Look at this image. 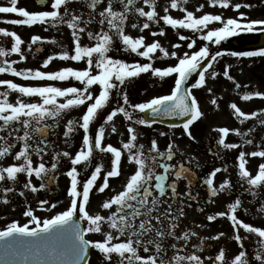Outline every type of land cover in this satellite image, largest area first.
<instances>
[{
	"label": "snow or ice",
	"instance_id": "6c2138e0",
	"mask_svg": "<svg viewBox=\"0 0 264 264\" xmlns=\"http://www.w3.org/2000/svg\"><path fill=\"white\" fill-rule=\"evenodd\" d=\"M45 10L29 11L17 6L19 0H10L9 6H0V14H16L18 19L5 22L20 26L50 25L59 28L66 25L71 34V45L62 44L55 38L47 39L33 35L27 45L31 51L33 44L51 43L62 50L48 55L42 62L47 68L54 60L83 63V68L65 66L54 71H43L39 68L18 69L15 60H9L11 54H18L21 61L28 56L22 45L25 41L15 31L0 28V35L11 37L10 48L0 46V74H10L24 81L43 82L47 84H20L10 79H0V202L8 203V194L16 191L19 175L23 174L25 189L33 193L45 189L56 179L55 173L64 159L71 164L64 173L70 178L68 195L70 206L67 210L58 212L51 218L41 220L29 206L24 215L30 217L29 224L21 226L18 222L9 224L0 231V264H89L90 249L98 250L108 264H264V228L253 226L240 219L237 215L241 209L240 196L247 192L253 198H258L264 191V162L258 165L253 174L247 165L249 157L264 158V137L255 144V150L246 152L245 146L253 145L255 137L249 138L257 126L264 127V109L246 113L236 102L229 104L235 118L244 124L249 119H256L257 125L241 131L240 128H215L219 134L216 148L209 151L214 156L223 159L225 150H238L236 153L235 170L237 181L234 183L229 175L217 184V174L229 172L227 165L214 167L207 173H199L201 167L193 156H185L175 140H170L164 150L153 139L149 146L138 143L140 133L135 125L151 127L165 117H179L184 120L181 125L190 139H195L190 126L204 114L201 110L193 89L206 84V74L212 79L221 75L214 65L225 55L232 57H264V47L247 51H221L219 46L230 37L241 33L258 32L264 34V19L249 20L246 13L241 12L239 18H224L221 14L202 12L205 5H196V11L189 10L190 0H167L161 15L160 0H36ZM84 5L88 11H77L72 4ZM209 6L227 9L232 7L239 11L241 7H252L249 4L232 3V0H208ZM170 10L184 13L183 18H175ZM4 19V18H0ZM130 20L134 22L129 23ZM220 26H212L214 24ZM92 25H96L93 28ZM157 30H152L153 26ZM165 26L177 30L179 40H190L189 49L201 46L196 51H169L159 40L147 42L143 34L133 36L128 28L143 33L149 30L153 37L166 36ZM47 30V29H45ZM180 30H189L191 36L184 35ZM91 42L82 43L84 37ZM217 45L212 51L210 45ZM173 49L182 47L180 43L172 45ZM37 48V51H40ZM113 53L135 55L147 62L135 60L127 62L117 58ZM157 53L160 55L157 56ZM157 59H175L174 65L165 67L154 66ZM232 66L225 64L223 77L233 82L235 90L241 85L230 75ZM211 70V71H210ZM164 81L171 78L174 86L167 95L151 98L147 102L132 103L124 90L126 82L149 73ZM197 76L191 86L189 81ZM57 82H66V86H58ZM245 88L248 86L245 85ZM209 88L208 92L211 93ZM12 93L18 94L15 102L10 100ZM25 97L29 99H25ZM119 98L116 106L107 111L101 118V112ZM243 101L254 98L264 99V92L259 90L244 91ZM122 100V103L119 101ZM219 108L217 98L210 101ZM83 112L80 113V110ZM80 113L71 119L68 115ZM143 113L138 117L135 113ZM122 115L128 121L129 139L121 141V147L111 143L105 144L106 131L117 133L115 118ZM101 122L93 127L95 122ZM63 123V143L71 147L74 136L82 130L81 146L73 155L67 150H57L56 143L50 139L57 135V130ZM177 125H170L175 128ZM239 138V142H226L229 134ZM122 135V133H121ZM165 136L168 133L161 132ZM18 149V150H17ZM127 153L128 163L136 166L135 171L127 178L123 190L106 199L101 208L108 215L90 213V194L95 188L99 193L109 189V178L122 175V159ZM51 156L53 162L48 166L46 157ZM110 155V170L103 175L102 182L97 185L105 168L103 160ZM11 156L14 163L4 165L3 161ZM38 159L34 160L33 157ZM82 166V167H78ZM89 168L91 172L89 173ZM33 176L41 181L37 186ZM11 181L12 186H7ZM181 181L186 182V191H179ZM247 185L245 188L244 185ZM201 185L208 193L202 200L200 193L193 191ZM239 185L243 192L226 205V211L209 214L207 219L215 221L218 217H226L234 229V239L241 251L232 258L226 256V250L221 248L213 258L202 257L199 253L208 247V239L219 240L225 233H217L213 237H203L192 229L178 231L185 208L190 207L189 201L200 204L199 210L204 211V204L215 203L216 198L232 193ZM23 196L24 193L20 192ZM49 202L41 200L42 210ZM52 208L56 204H51ZM243 211L247 214L248 209ZM257 213L264 214V199L256 208ZM203 227L202 225H197ZM243 229L249 234H256L255 254H249L244 240L240 235ZM89 234H102V240H94ZM198 243H193V239ZM169 241L171 243L169 244ZM191 246L190 253L186 249ZM171 249L173 255L167 258ZM143 253V254H142ZM115 257V259H114Z\"/></svg>",
	"mask_w": 264,
	"mask_h": 264
},
{
	"label": "flooded vegetation",
	"instance_id": "af4514ba",
	"mask_svg": "<svg viewBox=\"0 0 264 264\" xmlns=\"http://www.w3.org/2000/svg\"><path fill=\"white\" fill-rule=\"evenodd\" d=\"M23 1V7L27 8L29 11H36L32 7L27 6L25 3L27 0ZM161 2L167 3V0H160ZM263 2V1H262ZM245 4V3H241ZM160 10V8H159ZM174 14L178 17L183 15V12L179 10H171ZM243 12L246 13L247 19L249 20H257V19H264V7L260 11L258 15L259 17L250 18V12L245 11V7H241L239 11L236 12L233 17L239 16V14ZM230 12H227L229 15ZM232 14V12H231ZM262 33L253 32L252 34H242L240 36L232 38L230 41L227 42L228 51H247V50H256L252 48L255 45L261 36ZM30 36H28V40H30ZM23 37H26V35ZM40 54L46 53V50L40 47ZM187 48L183 47V51ZM39 55V54H37ZM248 59H255L260 60L258 63L255 64L254 68L251 69L250 72L247 73L246 76L241 81H238L241 85L240 90H235L234 84L231 81H228L227 85H205L201 88L194 89L193 93L197 97L201 110L203 112V116L196 121L193 125L190 126V131L192 132L195 139H190L189 136L185 133L182 126H176L175 128L170 127V125H162L160 123H154L151 127L141 126L140 132L143 134L139 136L138 143H143L145 146H149L151 140L155 139L161 150H164L170 140H175V142L179 145L181 151L185 153V156H193L195 157L201 167L197 169V171L201 174L207 173L212 170L214 167H223L227 165L229 167V172H220L217 174L216 182L217 184L223 181L229 173L231 180L235 183L238 179L237 172L235 170V164L238 163L236 160V153L238 150H225L223 154V159L219 156H214L209 149L212 148L215 150L216 148V140L219 138V134L214 131L215 128L218 127H228L230 129L233 128H240L241 131H246L248 128L257 125L256 119H249L244 124H240V122L235 118L232 113V110L229 107L231 102H236L239 107L246 113H251L253 111H258L264 109V99L261 98H254L251 101H243L241 98V94L244 91H253L259 90L264 92V57H243V60ZM232 61V60H231ZM234 76L239 78V76L234 73ZM0 79H11L10 76L5 74H0ZM247 85L248 87L245 88L244 86ZM156 87V88H154ZM173 85H126L125 89L129 96L130 101L136 103L138 99V91L142 89V97H151L154 95H150L148 91L151 89H160L163 90L162 93L170 94ZM211 88V93L208 92V89ZM147 93V94H146ZM212 97L217 98V103L219 108L217 109L215 105H213L210 101ZM119 100V98H116ZM122 100H120L121 102ZM136 116H139L135 113ZM141 117V115H140ZM127 124L128 121H124V124H120L117 128V133H111L105 137V144L111 143L116 147H121V141H127L129 139V134L127 132ZM135 127L138 126L135 125ZM139 132V131H138ZM161 132L168 133V135L162 136L160 135ZM122 133V135H121ZM255 137L254 144L245 146L244 150L246 152H250L255 150V144L260 142V138L264 137V127L257 126L255 132L250 135L249 138ZM51 136L50 139H52ZM226 142H239V138L233 134H229ZM79 144L76 140H74L73 145L70 147L73 155L78 151ZM110 157V155H109ZM106 159V158H105ZM111 159V157L109 158ZM249 167L250 171L253 174H256L258 170V165L264 162V158L259 157H249ZM105 168L101 174L100 179L97 181V185H99L103 180V175L107 170H110V160L104 162ZM136 166L134 164L128 163L127 160V153L125 150V156L122 159V166L121 171L122 175L119 177L109 178V189H106L104 193H99L96 189H93V192L90 194V204L88 209L90 213H100L102 215H108V211L103 210L101 208L102 203L110 198L111 196L115 195L117 192L123 190V185L126 183L127 178L135 171ZM91 168H89V173L91 172ZM184 181H181L179 184V191L184 192L186 191ZM8 186V184H7ZM244 187L246 188L247 185L245 184ZM58 185L55 187L54 193H57ZM194 193L199 192L201 199L206 200L208 193L205 188L201 185H197L193 189ZM243 192V189L240 188L239 185L236 186V189L228 194V195H221L216 198L215 203H207L204 204V211L201 212L199 210L200 204L196 201H189L190 207L185 208V217L182 218L178 231H183L185 229H192L201 235H208L206 237H213L217 233H225L224 236H221L219 240L208 239L205 241L206 245L208 246L204 252L199 253L202 257H215L221 248L226 250V256L228 258L234 257L241 251V247L239 246L238 242L233 238L235 233L234 229L231 225V222L226 218L218 217L215 221H209L207 216L209 214H215L219 211H226V205L233 201L237 195ZM15 192L8 194V200H11V196H13ZM242 201L241 209H238L237 215L240 219L245 221L246 223L252 224L253 226L262 227L264 228V214L257 213L256 208L261 203V200L264 199V191L259 193L258 198H253L247 192H243V195L240 196ZM95 207H98L97 210H94ZM247 208L248 213L246 214L243 209ZM197 225H202L203 227H198ZM240 235L242 237H246L244 240V244L249 254H255L256 251V234H249L245 232V230H240ZM94 240H102L104 237L102 234H89V237ZM171 241H169V244ZM193 243H198V240L195 238L193 239ZM187 252L193 251L191 246L186 249ZM143 254V253H142ZM173 251L169 249L167 253V258H171L173 255ZM115 259V257H114ZM89 264H108L107 261L104 260L101 253L98 250L90 249L89 255ZM205 264H212L211 260H205Z\"/></svg>",
	"mask_w": 264,
	"mask_h": 264
},
{
	"label": "rangeland",
	"instance_id": "374dc122",
	"mask_svg": "<svg viewBox=\"0 0 264 264\" xmlns=\"http://www.w3.org/2000/svg\"><path fill=\"white\" fill-rule=\"evenodd\" d=\"M199 3H204L205 7L203 9L202 12H196V15H202L204 14V12L207 13H212V14H221L224 18L227 17H231V18H236L233 17V15L236 14V10H234L232 7H229L227 9H223L220 8L219 6L216 7H212L209 6L208 4V0H190L189 4L187 5V7L189 8V10L192 11H196V5ZM232 3H240L239 1H232ZM10 4V0H0V6H9ZM23 1L19 0V4L17 6L19 7H23ZM27 6L32 7L34 10L36 11H42L45 9H41L39 8L36 3L35 0H27L25 3ZM167 3H163L161 2V6H160V14L163 15V7L166 5ZM245 4H249L252 5V7H245V11L246 12H250V18H254V17H259L260 15H258L260 13V11L262 10V8L264 7V3L261 2V0H250L248 2H246ZM71 7L77 11L83 10L85 12L88 11V9L79 3H74L71 5ZM241 9V8H240ZM239 9V10H240ZM171 11V10H170ZM229 11L232 12V14L230 13L229 15L225 16V13ZM173 12H171L172 14ZM174 17L176 15L172 14ZM184 15V13H183ZM0 18H4V19H0V28H4L7 29L9 31H15L17 32L22 39L25 41V44L22 45V48L24 50V52L26 53V55L28 56V59L26 61H21L20 57L18 54H11L8 59L9 60H15L18 61L17 64H15L14 66L17 67L18 69H23V68H33V69H37L39 68L40 70L43 71H54V70H58L62 67L65 66H73L76 68H83L84 64L81 62L79 64L75 63V62H66V61H61L59 59L54 60L47 68H43L42 67V62L43 60L50 54L52 53H59L62 49L58 46V45H53L51 43H44L41 44L43 46V48L46 50V53L44 52L41 55H37V53L35 52V44L32 45V49L31 51L28 50L27 45L29 43H31V39L28 40V36H30V38L33 35H40L41 37H44L47 39H52L55 38L57 41H59L62 44H66V45H71V34H70V30L67 28L66 25H61L59 28L56 27H52L50 25H35V26H20V25H13L10 23L5 22V20H10V19H18L20 17H18L16 14H0ZM176 18V17H175ZM180 18H183L180 17ZM226 19V18H225ZM134 22L133 20H130L129 23ZM212 26H220L218 24V22ZM93 28H96V25H92ZM158 26H153L152 30H157ZM47 29V30H45ZM165 31L167 33L166 36H156L153 37L149 34V30H145L143 33H140L139 30L136 29H132V28H128V32H130L133 36H138V35H145L147 37V42H152L154 39L155 40H159L166 48H168V50L171 51H177L179 54H183L184 52H189L188 50H192V51H196L198 50V48L201 46V43H206V42H201L199 39H197V46L195 48L189 49L187 47L188 43H190V40H179V37L177 35V30L172 29L170 26H165ZM184 35H189L191 36V33L189 32V30H180ZM23 35L26 37H23ZM13 43V40L11 37H4L2 35H0V46L5 47V48H10L11 45ZM82 43L84 44H89L91 43L88 39L87 36L84 37ZM175 43H180L182 45V47L178 48V49H173L172 45ZM40 44V43H38ZM183 47H187V49L185 51H183ZM217 45L212 44L210 45V49L212 51H215L217 49ZM219 49L222 51V47L221 45L219 46ZM190 51V52H192ZM113 55H115L117 58H121L126 60L127 62H134L135 60H140L141 62H147L144 58L141 57H137L134 54L133 55H128V54H120V53H113ZM160 54L157 53V56H159ZM231 59L228 55H225L222 58H219V62L218 64L214 65V68L216 71L221 72V75L218 76L215 79H212L211 76L209 74H206V84L205 85H227L226 83L229 81L227 80L225 77H223L222 73L225 67V64H230L232 67L229 69V73L231 76H233L235 78L236 81H241L244 76L247 75L248 72L251 71V69L254 68L255 64L258 63L260 60H255V59H248V60H233ZM177 61L175 59H157L155 61L154 66L156 67H165L168 65H174ZM211 71V70H210ZM234 73H236L239 78H237L236 76H234ZM10 76V78L20 84H25V81L18 78V77H14L11 76L10 74H5ZM27 84H31V85H40V84H47L49 83L48 81H43V82H36V81H26ZM58 86H66V82H57ZM126 85H174V81L171 78H165L164 81H160L159 78L154 77L151 72L149 73H142L139 77L136 78H132L131 80H129L128 82H126ZM4 89L0 88V91H3ZM142 92L143 90L140 91V93L137 95V98H140L137 100L136 103H142V102H147L149 101L151 98L156 97V96H160V95H164L163 90L160 89H151L150 91H148V93L150 95H154L151 97H142ZM147 94V93H146ZM18 94L16 93H12L10 95V100L12 102H15L16 97ZM25 99H29L27 97H25ZM134 103V102H133ZM113 107V103L110 104L109 108L104 109L100 116L101 118L103 117V115L109 111L111 108ZM83 112V109L80 110V113ZM80 113H76L73 112L70 115H68L66 117V119H71L74 116H78ZM138 115L139 112H137ZM140 117V116H138ZM124 121L126 122V120H124L122 115H118L115 118V122L117 124V127L120 124H124ZM101 122L100 119H98L95 124L93 125V127H95L96 125H98ZM138 126V131L140 133V136L143 135L140 130H141V125H137ZM63 132H64V126L63 123L61 124L60 128L57 130V135L53 136L51 140H53L56 145H57V150H67V151H71L70 147H68L67 145H65L63 143L64 137H63ZM110 134V127L109 129L106 131V136ZM82 136H83V132L82 130H80V132L78 134H76L74 136V140L77 141V143L79 144V146H81V141H82ZM80 148V147H79ZM18 150V149H17ZM73 153V152H72ZM106 158V159H105ZM104 158V162L109 161L110 157L109 155L105 156ZM34 160L38 159L37 157H33ZM48 166H51V163L53 162L51 156H47L46 157ZM4 165H9L14 163L13 159L11 156L7 157L4 161H3ZM71 167V164L67 161V159L62 160L61 162V167L53 174H55V176L58 177V191L57 194H52L49 191L42 189L39 192L33 193L28 189H25L23 187V184L26 182V178L23 174L19 175V183L16 185V191L15 194H13V196H11V200L8 203H2L0 202V229L1 228H5L7 227L9 224L13 223V222H18L19 224H29L33 225L30 222V217H27L24 215L25 211L27 210V208L30 206L35 214L41 219H48L53 217L54 215H56L58 212L63 211V210H67L68 209V203L70 201V197L68 195V189L70 187V178L67 177L64 173H66ZM78 167H82V166H78ZM33 183L36 184L37 186L41 183L40 180H38L37 178H35V176H33ZM8 185H10L11 181H7L6 182ZM20 192H23L24 195L21 196ZM41 200H47L49 203L47 205L44 206V208H46L47 210H42L39 202ZM51 204H56L55 208L51 207ZM98 207H95L94 210H97ZM203 237H206L208 235H201Z\"/></svg>",
	"mask_w": 264,
	"mask_h": 264
},
{
	"label": "water",
	"instance_id": "95a60500",
	"mask_svg": "<svg viewBox=\"0 0 264 264\" xmlns=\"http://www.w3.org/2000/svg\"><path fill=\"white\" fill-rule=\"evenodd\" d=\"M262 44H264V39H263V41L261 42V44H259V46L262 45ZM196 77H197V76H194V77L189 81V83L192 82L193 80H195ZM170 118H172V117H165V118H163L162 120H161L160 118H156V119H157L158 121H160V122L167 123V122H171ZM179 120H180V122L184 121V120H182L181 118H179Z\"/></svg>",
	"mask_w": 264,
	"mask_h": 264
}]
</instances>
